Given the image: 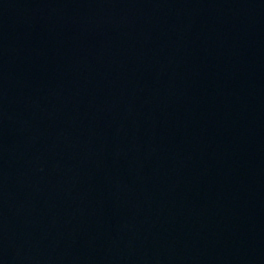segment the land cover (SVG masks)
<instances>
[{
    "label": "water",
    "instance_id": "95a60500",
    "mask_svg": "<svg viewBox=\"0 0 264 264\" xmlns=\"http://www.w3.org/2000/svg\"><path fill=\"white\" fill-rule=\"evenodd\" d=\"M0 264H264V0H0Z\"/></svg>",
    "mask_w": 264,
    "mask_h": 264
}]
</instances>
